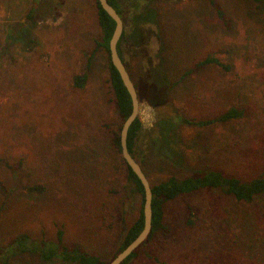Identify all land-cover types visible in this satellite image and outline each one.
Returning a JSON list of instances; mask_svg holds the SVG:
<instances>
[{
	"label": "rangeland",
	"instance_id": "1",
	"mask_svg": "<svg viewBox=\"0 0 264 264\" xmlns=\"http://www.w3.org/2000/svg\"><path fill=\"white\" fill-rule=\"evenodd\" d=\"M121 1L139 6L124 9L121 48L141 89L140 151L151 184L213 170L245 182L264 176V2ZM15 27L21 42H6ZM25 28L29 44L18 32ZM102 40L96 0H0V182L9 191L0 192V264H73L9 246L20 234L56 241L60 230L65 244L109 264L139 217L141 196L114 147L122 123ZM208 56L232 71L197 66ZM84 74L77 88L74 77ZM231 108L245 115L180 123ZM162 120L173 127L162 123L154 137ZM164 226L131 264H264V196L245 203L220 190L185 195L166 206Z\"/></svg>",
	"mask_w": 264,
	"mask_h": 264
},
{
	"label": "trees",
	"instance_id": "2",
	"mask_svg": "<svg viewBox=\"0 0 264 264\" xmlns=\"http://www.w3.org/2000/svg\"><path fill=\"white\" fill-rule=\"evenodd\" d=\"M109 3L117 10L122 19L125 21L124 11L126 12H136L138 11L139 6L136 5V2L133 4H127L121 0H108ZM255 4H261L264 0H251ZM97 12L99 24L103 31V40L100 44V47L104 49L109 58V84L112 89V93L115 95L116 103L118 106L119 117L121 119V127L118 131L115 132L114 136V147L116 151L121 156V163L127 171V179L135 185L134 192L138 193L141 196V210L138 219L133 223V225L126 232L122 244L119 247V250L115 257L125 250L143 231L144 229V202H145V191L144 187L137 177V175L132 171V169L126 164L125 159L122 156L121 148V137L120 131L123 126V123L129 118L133 110V104L131 96L124 86V83L120 77L119 72L115 69L112 64L110 56V41L113 37L116 22L107 14V12L102 8L98 0H96ZM35 9V8H34ZM32 9L31 12L26 16L27 21L34 20L35 11L37 9ZM125 9V10H124ZM215 12L217 17L226 25L229 26V20L226 13L220 8L215 7ZM137 16V14H135ZM32 25V24H31ZM21 28V27H20ZM27 28L19 29V34L24 35L28 44L32 42L31 37L27 36ZM16 27L10 28L7 31L6 42H21V38H18L16 34ZM124 35V34H123ZM122 41V39H121ZM121 41L118 45V52L126 65V62L123 57V50L121 48ZM199 67L202 66H214L224 72L232 71V66L224 63L221 59L213 56H208L203 58L198 62ZM131 77L132 72L126 65ZM190 73V71H189ZM133 79V77H132ZM88 80V75H77L74 77V85L77 88H84ZM136 85V84H135ZM139 97L141 98V89L139 85H136ZM166 92L164 90L160 91L159 100L157 105H161L163 100H166ZM245 115L243 110L238 108H231L228 111L222 113L215 119L208 121H196L194 119H183L180 120V123L189 126L195 127H205L212 126L219 123H230L235 120L241 119ZM167 121H160L156 128L152 130L154 137H156V132L160 126ZM171 127V123H168ZM147 131L144 129V125L140 118H138L133 125L131 126L128 134V148L133 157L141 164L144 172L147 175V164L145 158L142 157L141 148L143 136ZM15 173V172H14ZM148 176V175H147ZM118 183L123 182V175L118 177ZM43 189L40 187H33L30 189V192H41ZM153 190V227L152 232L147 239V241L136 250L123 264H131L134 261L141 259V255H144V249L147 245L157 236L159 232L165 229L164 222L166 216V206L176 201L177 199L185 196L194 194L199 191L205 190H220L224 194L232 196L236 201L252 203L257 198L264 196V176L254 178L250 181H242L237 177H227L221 171H206L194 174L193 176L186 177L184 179H179L177 177H172L166 181L160 182L158 184L152 185ZM0 192L3 194H9V191L6 189L5 185L0 182ZM193 209V208H192ZM191 209V210H192ZM192 224V221L189 222ZM14 248H18V254H34L38 255L39 258L45 263H73V264H107L101 259V257L94 255L88 251H85L80 245L77 244H65L64 232L60 230L58 232L56 241H48L45 239L34 240L29 234H20L12 238L11 244ZM0 251V256H3ZM17 255V254H16ZM150 257V254H148ZM114 257V258H115ZM113 258V259H114ZM112 259V260H113Z\"/></svg>",
	"mask_w": 264,
	"mask_h": 264
},
{
	"label": "water",
	"instance_id": "3",
	"mask_svg": "<svg viewBox=\"0 0 264 264\" xmlns=\"http://www.w3.org/2000/svg\"><path fill=\"white\" fill-rule=\"evenodd\" d=\"M102 8L116 22V28L110 41V56L115 69L119 72L124 86L128 90L133 104V110L129 118L123 123L120 131L122 156L126 164L140 179L144 191V229L141 234L122 252H120L109 264H123L136 250H138L149 238L153 227V190L152 184L144 172L141 164L133 157L128 148V134L133 123L139 118L141 100L137 91L135 82L133 81L125 63L123 62L119 52L118 45L124 34V20L117 10L109 3L108 0H98Z\"/></svg>",
	"mask_w": 264,
	"mask_h": 264
}]
</instances>
